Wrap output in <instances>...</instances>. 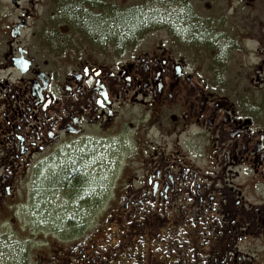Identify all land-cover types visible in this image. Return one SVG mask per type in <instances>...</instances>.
<instances>
[{"label": "flooded vegetation", "instance_id": "flooded-vegetation-1", "mask_svg": "<svg viewBox=\"0 0 264 264\" xmlns=\"http://www.w3.org/2000/svg\"><path fill=\"white\" fill-rule=\"evenodd\" d=\"M22 1L0 42V213L28 163L111 139L135 167L112 236L55 264H264V0H46L30 32ZM157 33L195 58L139 47ZM226 33L263 34L251 90L226 80Z\"/></svg>", "mask_w": 264, "mask_h": 264}, {"label": "rangeland", "instance_id": "rangeland-1", "mask_svg": "<svg viewBox=\"0 0 264 264\" xmlns=\"http://www.w3.org/2000/svg\"><path fill=\"white\" fill-rule=\"evenodd\" d=\"M74 1L79 3V0ZM15 5L16 2L11 0H0L1 44L9 36L10 24L15 23L20 14ZM20 5L24 9H33V16L28 19L30 28L27 32H30L45 11L47 1H22ZM156 8L151 4V10ZM103 11L108 13L109 9ZM109 25H113V21ZM14 28L18 30V27ZM262 35L248 33L246 41L245 35L226 33V80L231 86L253 89L247 83L250 77L260 73L261 48L257 39ZM166 36L172 39L169 34ZM171 39L161 33L146 35L139 40V47L144 45L147 49L149 44L160 42L176 57L195 58L191 54L184 55L186 50L177 47ZM10 72L0 70V79L8 78ZM15 79L12 73L10 80ZM117 149L111 139L98 140L90 146H82L81 150L76 149L63 160H35L28 163L25 172L20 170L14 191L0 213V264H55L51 259L55 249L63 252L84 236L96 239L110 235L114 226L109 218L117 208L118 194L123 190L119 191V187L127 184L129 171L135 169L126 155Z\"/></svg>", "mask_w": 264, "mask_h": 264}, {"label": "water", "instance_id": "water-1", "mask_svg": "<svg viewBox=\"0 0 264 264\" xmlns=\"http://www.w3.org/2000/svg\"><path fill=\"white\" fill-rule=\"evenodd\" d=\"M14 3H15V2H14ZM16 33H17V28H14V29L11 30L10 35H11L12 37H15V36H16Z\"/></svg>", "mask_w": 264, "mask_h": 264}, {"label": "trees", "instance_id": "trees-1", "mask_svg": "<svg viewBox=\"0 0 264 264\" xmlns=\"http://www.w3.org/2000/svg\"><path fill=\"white\" fill-rule=\"evenodd\" d=\"M130 23H132V22H129V24L128 25H131ZM133 24V23H132ZM121 26H124V25H121ZM121 28V27H120Z\"/></svg>", "mask_w": 264, "mask_h": 264}]
</instances>
